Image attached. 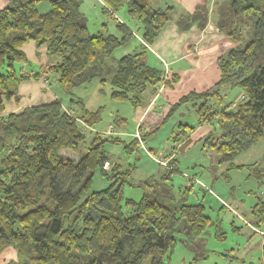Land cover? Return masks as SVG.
Here are the masks:
<instances>
[{
    "label": "trees",
    "instance_id": "obj_1",
    "mask_svg": "<svg viewBox=\"0 0 264 264\" xmlns=\"http://www.w3.org/2000/svg\"><path fill=\"white\" fill-rule=\"evenodd\" d=\"M37 1L6 0L0 7V253L7 247L16 252V261L5 264H169L176 233L192 240L213 223L205 206L187 204L182 196L175 199L172 185L164 182L178 171L176 157L166 163L159 180L150 176L137 184L145 185L138 200L124 198L123 187L134 185L129 177L136 166L114 162L107 144L129 153L141 147L140 141L144 148L142 139L155 130L144 132L138 125L142 138L126 143L108 124L93 129L79 154L84 130L99 122L101 108L88 109L72 91L95 80L110 85L111 99L136 108L146 105L161 85L176 84L177 75L166 78L149 62L145 46L153 43L172 7H155L152 0H102L101 11L114 21L116 33L108 32L106 23L92 33L80 9L82 0H50L44 14L38 12ZM209 2L202 0L193 13L181 14L179 28L194 21L202 28ZM120 8L136 30L117 17ZM214 10L218 29L234 45L215 60L216 82L171 104L167 116L192 103L196 121L177 123L168 139L174 148L196 126H213L203 142L215 152L217 166L227 163L226 179L230 170L245 168L256 180L257 191L248 192L256 201L247 219L259 229L264 221V156L247 165L233 161L264 141V0H219ZM134 33L141 38L139 47L114 57ZM28 41L42 48L47 60L24 75L21 68L30 64L23 50ZM40 70L55 74L53 80L72 110L54 98L6 113L5 102L18 98V84L40 79ZM224 87L238 89L243 98L225 102ZM124 121L115 115V124ZM63 149L79 154L78 160L60 154ZM105 162H111L109 169L103 168ZM96 173L107 184L92 187Z\"/></svg>",
    "mask_w": 264,
    "mask_h": 264
},
{
    "label": "crops",
    "instance_id": "obj_2",
    "mask_svg": "<svg viewBox=\"0 0 264 264\" xmlns=\"http://www.w3.org/2000/svg\"><path fill=\"white\" fill-rule=\"evenodd\" d=\"M49 1L50 0H38L36 3V8L40 14H44L49 10ZM155 1L152 0V4ZM216 1L219 0H210L208 4L209 12L207 20L202 28L198 27L197 21L192 22L187 28H179L177 23L181 14L193 13L196 5L201 3L202 0H179L173 5L166 4V6L170 5L172 7L170 11L171 15L154 39L153 43L147 47V55L151 64H157L159 67L161 62L168 64L170 70L168 74L177 75L179 80L173 86H164L161 91H157L156 94L147 100L146 105L134 108V126L141 125L144 132L153 130L155 131L153 134L148 136V138L153 139L150 141L152 146L151 148H147L146 146L141 148L136 145L131 152L139 153L140 156H144L147 160L142 162L141 167L143 166L145 171H153L154 163H157L159 166H164L161 162H168L173 157H176V149H183V152H186L187 154L189 153V164H191L190 169L192 171V173H187V175L184 174L187 182L191 186L192 183L198 185L207 193L211 192L212 189L210 186H212L216 181L217 174H210L208 172L205 175V173H203L205 171L204 160L199 157L194 159V155L190 154V147L201 142L202 140L204 141L207 135L211 132L210 126L206 124L196 126L193 131L189 133L187 139L179 143L176 147H171L168 154L162 155L163 157L161 158L157 157L156 154L152 155L151 152L152 150L156 152V144H161L165 142L166 139H168L171 130L174 129L177 123H191L192 121L191 124H193V121L196 120V113L190 112V109L193 110L192 103L186 104V107H180L177 111L167 116L171 104L176 102L181 96L187 94L190 91L204 90L211 86L213 82H216L219 73L215 60L220 54L224 53L227 49L234 45V43L229 41L216 25V13L214 10ZM89 3H91V5L96 9L95 18L91 24L90 31H92V33L102 31L103 25L106 23L108 32L116 33L114 21L107 18L106 14L102 13L101 11L102 0H82L80 9L86 15V17L87 10L85 6L86 4L89 5ZM4 4H6V0H0V7ZM175 5L177 6V9L175 8ZM157 7L161 8L159 6ZM180 7L182 9H180ZM89 26L88 20V27ZM139 45L140 40L134 35L126 46L117 48L113 55L114 57L118 58L125 53L136 50ZM23 50L29 59V63L32 62L29 64V69L36 71L45 63L46 57L43 49H36L32 41L26 42L23 45ZM91 88V92L95 91V89L98 90L97 81L94 80L92 82ZM51 89L52 90L43 87V85L40 83V79L36 81H21L17 88V93L19 96H21L20 102L17 104V106L13 107L11 104L13 101L10 100L7 102V104L5 103V109L8 112H16L21 107L32 105L34 102L43 103L54 98H59L64 102V98H66V96H63L56 84L52 85ZM85 89V85L74 88L72 94L81 99L83 104L86 106L91 98L92 93H90L89 97H85L87 96L86 92H88ZM222 90L226 91V96L223 99L225 102L236 101L240 94L238 89L235 90L224 87ZM148 97L149 96L146 95V99ZM9 104H11L10 107ZM187 108L189 109L188 113H190V116H192L190 119L191 121L186 119L188 117V113L185 112ZM7 111L5 112L7 113ZM120 135L125 134L123 133ZM142 140L145 141V138ZM109 150L113 151V147H109ZM263 156L264 141L259 142L250 147L247 151L242 152L234 159L233 164L247 165L255 162L258 163ZM186 157L188 156L186 155ZM194 167H199L201 169L203 180H200L197 174L198 172H195L193 169ZM227 167V163H224L223 167L220 169V174L223 175V172L227 169ZM230 172L232 174L231 178L233 179V177H236V183L241 186V190L239 191L240 194H245L253 190L254 186L256 185V180L254 177L248 176V171L245 168L232 169ZM237 174H240L242 178L237 177ZM211 197L215 198L218 203H223V207H227L230 210V213L241 219V221H243L246 226H249L248 228L250 230L255 231L257 235L264 239V221L261 223L259 229H256L250 225L247 219L249 216V208H247V206H240L241 208H244L243 211L247 209L245 214L246 216H243L233 209L231 204L223 200L224 196L220 197L218 195H211ZM234 205H236V203ZM10 261H16V252L12 247H7L0 253V264H5Z\"/></svg>",
    "mask_w": 264,
    "mask_h": 264
},
{
    "label": "rangeland",
    "instance_id": "obj_3",
    "mask_svg": "<svg viewBox=\"0 0 264 264\" xmlns=\"http://www.w3.org/2000/svg\"><path fill=\"white\" fill-rule=\"evenodd\" d=\"M177 1L179 0H165V2L164 0H158L155 1L153 5L155 7L159 6L163 8L166 6V4L173 5ZM85 8L87 10V19L89 20L90 25L88 28L90 31L91 24L93 23L95 18L96 9L91 5V3H89V5L86 4ZM175 8L177 9L176 5ZM180 9L182 8L180 7ZM115 13L117 14V17L123 20L129 27L136 30V24L127 15L125 8H120ZM135 36H137L139 40L141 39L139 34L136 33ZM145 46L146 49H148L147 47L150 45L145 44ZM28 67L29 65H27V67L23 66L21 68V73H23L24 75L32 74L34 71L29 69ZM160 67L163 70L164 76L166 78H169L170 75L168 73L170 70L168 64L161 62ZM40 71L42 73V70ZM42 74L39 77L40 83L46 89L49 88L50 90H52V85H55L56 82L55 80H53L55 74ZM32 80L36 81V78H32ZM91 85L92 84L86 85L85 89L86 91H88L86 92L87 96L85 97H89L90 93H92L90 100L86 104V107L90 110L101 108L100 120L93 127L84 130L86 140L84 145L80 147L79 154L84 153L85 146L89 142L90 137L94 131L93 129L97 130L98 128H100L98 129L100 131L103 130L108 124L114 125L115 130L119 131V134H125L118 135V137H120L126 143H129L134 137L142 138L138 130L139 128L137 126H134V107L127 101H117L111 99L109 97V84L98 85V90L95 89V91L93 92H91ZM162 88L163 86L161 85L157 91H161ZM233 89L237 90L236 88ZM224 94L226 96L225 90ZM75 97L76 96H74V99H76ZM20 98L21 96L18 95L16 101H13L14 99L12 100L13 102L11 104L13 105V107L17 106V104L20 102ZM241 98H243V96L240 93L236 101ZM67 99L68 96L64 98V102L61 101L63 105H65V108H67L66 105L68 104ZM5 103L7 104V102ZM11 104H9V107ZM34 104L40 103L34 102ZM22 108L23 107H21L20 109ZM67 109L68 111L72 110V108ZM193 110L190 109V112L195 113ZM5 111L7 110L5 109ZM188 111L189 109L187 108L185 112L188 113ZM115 115H117L118 117L126 118V121L118 126L114 123ZM191 117L192 116H190V113H188V117L186 119L188 121H191ZM195 121L196 120L193 121V124H195ZM210 127L212 132L214 127ZM152 140L153 139L148 138V136H145V141H143L144 146H146L147 148H151L152 146L150 144V141ZM107 146L113 147V151L109 150L108 153L110 157L114 159V162H117L124 167H127L128 165L136 166L135 170L129 177V181L134 185L131 186L127 184L123 187L124 198L138 200L142 196L143 187L145 188V185L141 187L137 184L150 176H153L155 179L159 180L160 175L164 172V166L167 165V162L164 161L161 162L164 166H159L157 163H154L153 171H145L144 167H141L142 162L147 160L144 156H140L139 153L123 152L122 148L118 145L107 144ZM171 147L172 142L170 141V139H166L165 142L156 144V152L151 153L152 155L156 154L157 157L161 158L163 157L162 155L168 154ZM190 148V154L194 155V159L199 157L204 160L205 171L203 173H205V175L208 172L210 174H217L216 181L212 186H210L212 189L211 192L207 193L204 189L200 188L194 183H192L190 190L186 189V187H188L190 184L187 182L184 174L187 175V173H192V171L190 169L191 164H189V153L187 154L186 152H183V149H176V158L178 159L179 170L171 175L170 180L167 179L164 180V182L172 185V193L175 199L178 200L180 196H182L184 202L187 204H195L201 202L205 206V213L212 219L213 223L208 226L200 236H197L192 240H190L182 232L176 233L175 244L172 250L167 254L168 258L166 259V262H168L169 264H264V239L257 235L255 231L250 230L248 228L249 226H246V224L241 221V219L230 213V210L227 207H223L222 202V204H220L215 198L211 197V195H218L220 197L224 196L223 200L231 204L233 209L244 216L247 209L243 211L244 208H241V205L247 206V208H249L248 206H251V204L256 201V195L248 192L245 194L243 193L244 195L240 194L239 191L241 190V186L236 183V177H233V179L231 178L232 174L230 171L228 172V180L226 179L225 175L220 174V169L223 167V164L219 166L216 165L215 152L212 150V148L204 145L203 140L197 144H194ZM59 153L65 156H69L76 161L78 160L79 154L73 153L66 149L61 150ZM186 155L188 157H186ZM110 167L111 162H109V164L107 163L105 169H109ZM193 169L195 170V172H198L197 174L200 180H203L201 169L199 167H194ZM237 175V177L242 178L240 174ZM104 183L107 184V181L96 173L93 177L92 187L99 188L101 186H104ZM255 190L257 191L256 185L254 186L252 191ZM235 203L236 205H234Z\"/></svg>",
    "mask_w": 264,
    "mask_h": 264
},
{
    "label": "built area",
    "instance_id": "obj_4",
    "mask_svg": "<svg viewBox=\"0 0 264 264\" xmlns=\"http://www.w3.org/2000/svg\"><path fill=\"white\" fill-rule=\"evenodd\" d=\"M138 138H139V137H138ZM140 146L143 147V144L141 143V141H140ZM106 165H107V162H105V163L103 164V168H105Z\"/></svg>",
    "mask_w": 264,
    "mask_h": 264
}]
</instances>
